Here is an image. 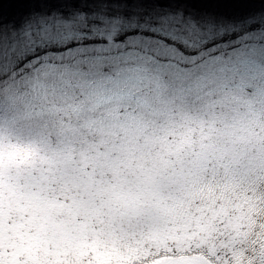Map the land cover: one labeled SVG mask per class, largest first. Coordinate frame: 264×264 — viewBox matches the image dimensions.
Instances as JSON below:
<instances>
[{"label": "snow or ice", "instance_id": "6c2138e0", "mask_svg": "<svg viewBox=\"0 0 264 264\" xmlns=\"http://www.w3.org/2000/svg\"><path fill=\"white\" fill-rule=\"evenodd\" d=\"M0 264H264V0H0Z\"/></svg>", "mask_w": 264, "mask_h": 264}]
</instances>
